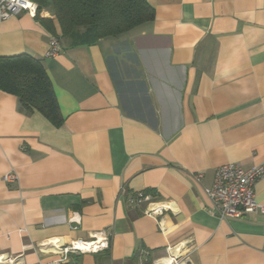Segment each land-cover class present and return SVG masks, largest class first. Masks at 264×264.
<instances>
[{
	"label": "crops",
	"instance_id": "1",
	"mask_svg": "<svg viewBox=\"0 0 264 264\" xmlns=\"http://www.w3.org/2000/svg\"><path fill=\"white\" fill-rule=\"evenodd\" d=\"M146 2L151 22L88 45L26 13L0 22V56L40 60L64 119L0 91V264H172L182 247L190 264H264V214L221 220L204 193L224 164L264 168V0ZM137 192L175 203L165 232ZM254 193L264 205V175ZM98 232L106 249L62 260Z\"/></svg>",
	"mask_w": 264,
	"mask_h": 264
},
{
	"label": "trees",
	"instance_id": "2",
	"mask_svg": "<svg viewBox=\"0 0 264 264\" xmlns=\"http://www.w3.org/2000/svg\"><path fill=\"white\" fill-rule=\"evenodd\" d=\"M50 16L35 19L53 34L55 23L59 38L70 45H88L102 38L117 37L154 19L146 0H35ZM80 31V32H79ZM72 40L74 42L72 43ZM0 91L15 96L27 114L40 113L59 128L61 116L51 82L42 62L28 54L0 56Z\"/></svg>",
	"mask_w": 264,
	"mask_h": 264
},
{
	"label": "built area",
	"instance_id": "3",
	"mask_svg": "<svg viewBox=\"0 0 264 264\" xmlns=\"http://www.w3.org/2000/svg\"><path fill=\"white\" fill-rule=\"evenodd\" d=\"M38 4L35 0H0V22L9 18L16 17L21 13H26L35 17ZM61 50V44L56 37H51L49 49L46 56L52 57ZM264 175V168L261 166L244 169L235 163H228L215 170L213 181L210 187L204 188V193L212 204V212L219 219L240 218L245 214H264V205L259 204L255 199L254 186ZM201 175H195L198 181ZM7 183L16 182L17 175L10 172L3 176ZM131 205L145 203L146 208L143 213L157 220L159 229L163 232L166 228L163 223L165 213L174 214L177 211L175 203L171 201L160 202L144 192H137L130 200ZM107 236L105 232L96 233L88 242L80 240L72 241L67 247L60 250L63 254L95 253L107 248ZM146 252L142 253L141 261L146 262ZM142 264V263H141Z\"/></svg>",
	"mask_w": 264,
	"mask_h": 264
},
{
	"label": "rangeland",
	"instance_id": "4",
	"mask_svg": "<svg viewBox=\"0 0 264 264\" xmlns=\"http://www.w3.org/2000/svg\"><path fill=\"white\" fill-rule=\"evenodd\" d=\"M40 18H43V17H46V16H50V11L43 7V6H40L37 10V13H36ZM80 32V31H79ZM66 43H68L70 45V41L69 39H65L64 40ZM74 42V40H72V43ZM187 251L184 247H182V256L176 260V262L172 263V264H179L180 262H184L185 264H190L188 262V259H187ZM169 257V254H165L164 258H167ZM160 264V263H159Z\"/></svg>",
	"mask_w": 264,
	"mask_h": 264
},
{
	"label": "water",
	"instance_id": "5",
	"mask_svg": "<svg viewBox=\"0 0 264 264\" xmlns=\"http://www.w3.org/2000/svg\"><path fill=\"white\" fill-rule=\"evenodd\" d=\"M8 256L6 255L5 257H4V260L6 261L5 263H7L8 262Z\"/></svg>",
	"mask_w": 264,
	"mask_h": 264
},
{
	"label": "bare ground",
	"instance_id": "6",
	"mask_svg": "<svg viewBox=\"0 0 264 264\" xmlns=\"http://www.w3.org/2000/svg\"><path fill=\"white\" fill-rule=\"evenodd\" d=\"M170 263H171L170 261H165V262H163L161 264H170Z\"/></svg>",
	"mask_w": 264,
	"mask_h": 264
}]
</instances>
